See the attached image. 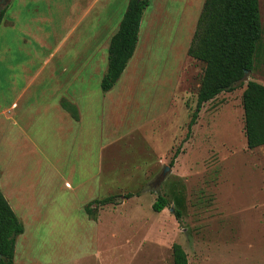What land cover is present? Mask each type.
Masks as SVG:
<instances>
[{
    "label": "rangeland",
    "instance_id": "1",
    "mask_svg": "<svg viewBox=\"0 0 264 264\" xmlns=\"http://www.w3.org/2000/svg\"><path fill=\"white\" fill-rule=\"evenodd\" d=\"M149 2L139 51L110 93L99 82L108 50L94 52L102 38H83L79 56L95 63L85 70L91 99L79 100L78 133L70 130L62 144L46 149L50 164L0 165L1 176L34 175L45 216L60 217V226L38 232L52 230L61 242L34 235L32 248L46 259L58 248L68 259L97 249L98 260L92 256L88 264H174L173 245L180 244L190 264H264V145H247L245 85L206 102L186 138L205 68L187 49L205 0ZM80 37L69 38L68 48H81ZM73 52L68 62L76 61ZM248 80L264 84L263 56ZM166 166L170 171L156 185ZM127 193L134 195L124 198ZM109 195L118 203L96 211V218L102 213L97 227L85 205ZM158 195L168 201L162 211L153 209Z\"/></svg>",
    "mask_w": 264,
    "mask_h": 264
},
{
    "label": "crops",
    "instance_id": "2",
    "mask_svg": "<svg viewBox=\"0 0 264 264\" xmlns=\"http://www.w3.org/2000/svg\"><path fill=\"white\" fill-rule=\"evenodd\" d=\"M128 3L129 0H7L0 6V11L5 9L0 23V165L50 164L46 149L54 142L62 144L70 130L78 133L83 125L79 100L84 94L91 99L85 70L95 64L79 56L84 52L83 38H102L94 52L108 50ZM74 36H81V48H68L69 38ZM138 45L133 56L139 51ZM69 50L76 56L74 63L66 60ZM62 98L78 106L79 120L62 107ZM70 186L66 182V187ZM36 187L34 175H0V188L25 226L24 233L16 238L14 264H88L89 258H96L97 249L73 259H68L66 250L64 256L62 248L57 249L55 258L46 259L43 253L34 252L32 239L47 236V242L62 240L52 238V230L38 232L41 227L60 226L56 224L60 217L45 216L40 201L44 190ZM87 215L98 227L102 213L95 219ZM95 241L98 236L92 239Z\"/></svg>",
    "mask_w": 264,
    "mask_h": 264
},
{
    "label": "trees",
    "instance_id": "3",
    "mask_svg": "<svg viewBox=\"0 0 264 264\" xmlns=\"http://www.w3.org/2000/svg\"><path fill=\"white\" fill-rule=\"evenodd\" d=\"M149 5V0H129L119 28L109 43L108 65L100 83L102 91L114 88L132 59L139 42L143 15ZM4 14L5 9L0 11V23ZM262 34L259 0H205L187 49V54L203 62L205 68L186 138L191 136L192 127L206 102L222 92L245 85L242 103L247 145L250 149L264 145V84L255 80L244 82L247 72L254 70L256 59L264 57ZM61 105L73 119L79 120L80 111L75 103L62 98ZM133 195L127 193L123 197ZM117 198L109 195L95 199L86 205V212L95 219L99 208L110 203L116 205ZM167 205L165 196L158 195L153 209L162 211ZM24 231L23 222L0 188V264H14L16 238ZM173 260L174 264H190L180 244L173 245Z\"/></svg>",
    "mask_w": 264,
    "mask_h": 264
},
{
    "label": "water",
    "instance_id": "4",
    "mask_svg": "<svg viewBox=\"0 0 264 264\" xmlns=\"http://www.w3.org/2000/svg\"><path fill=\"white\" fill-rule=\"evenodd\" d=\"M7 0H0V6L3 5ZM248 73L247 72V75L246 77L248 76ZM170 171V167L166 166L165 169L163 170L161 176H159L157 178V180L154 182L156 185H160L161 182L164 180V178L166 177L167 173ZM1 257V256H0Z\"/></svg>",
    "mask_w": 264,
    "mask_h": 264
}]
</instances>
